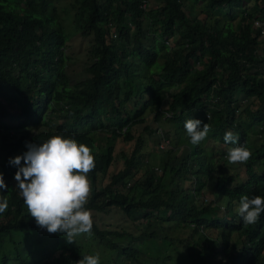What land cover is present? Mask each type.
<instances>
[{
    "label": "trees",
    "instance_id": "trees-1",
    "mask_svg": "<svg viewBox=\"0 0 264 264\" xmlns=\"http://www.w3.org/2000/svg\"><path fill=\"white\" fill-rule=\"evenodd\" d=\"M146 3H71L89 61L75 79L55 6L0 0V173L7 186L0 198L8 202L0 264H10L9 253L27 264L18 243L30 236L32 264H77L97 254L100 264H158L163 255L178 264H264V213L253 225L238 215L243 196L264 197V0ZM190 118L210 128L199 145L184 129ZM229 130L236 144L224 142ZM173 135L184 142L174 146ZM53 136L75 139L94 156L85 206L92 235L71 244L28 215L9 163L26 142ZM118 140L121 166L108 173ZM237 146L252 153L245 164L227 161ZM235 166L242 178L229 173Z\"/></svg>",
    "mask_w": 264,
    "mask_h": 264
},
{
    "label": "clouds",
    "instance_id": "clouds-1",
    "mask_svg": "<svg viewBox=\"0 0 264 264\" xmlns=\"http://www.w3.org/2000/svg\"><path fill=\"white\" fill-rule=\"evenodd\" d=\"M261 22L253 20L255 26H261ZM201 124L202 121L192 118L184 122L189 142L194 146L204 141L210 131L206 123L202 127ZM223 140L226 144H236L238 136L229 130L225 132ZM159 146L162 147L161 144ZM25 147L27 151L10 158L9 163L17 167L14 180L28 215L49 234H63L69 244L77 236L92 235V214L85 207L91 192L87 177L95 168L90 148L62 136H53L41 144L26 142ZM251 155L246 147L237 146L229 148L226 158L229 164H245ZM240 168L242 178L243 167ZM6 187L0 173V190ZM235 207L238 208L237 205ZM7 210V200L0 198V214ZM262 213L264 197L241 198L238 215L243 223L256 224ZM77 264H100L99 255H86Z\"/></svg>",
    "mask_w": 264,
    "mask_h": 264
},
{
    "label": "rangeland",
    "instance_id": "rangeland-1",
    "mask_svg": "<svg viewBox=\"0 0 264 264\" xmlns=\"http://www.w3.org/2000/svg\"><path fill=\"white\" fill-rule=\"evenodd\" d=\"M51 2V4H53L55 6V10L59 13V19L61 20V24L63 26V30L65 33L69 34V39H68V43H67V48H66V53L68 56H66V70L67 72L73 76L75 79L80 78L81 75V70L84 68V65H88L89 61L87 60V55H86V49H87V41L86 39L82 38L78 32H76L74 30V28L72 27L73 22L72 21V8H71V3L74 2V0H49ZM156 3V0H148V3H146V6H148V4L151 7H154V4ZM65 9L67 10L66 14H63L62 10ZM63 15V16H61ZM262 47L259 48L258 52H261ZM163 60L162 58L159 59V61ZM137 76L141 79L144 78L142 77V75L137 74ZM147 115V114H144ZM60 120H56L53 122V124L55 123H59ZM160 128H165L166 127L164 125H161ZM163 133V131H161ZM174 138V140H176L175 135L172 136ZM252 140V144H256L257 140L256 137L251 136L250 138ZM133 141V140H132ZM131 142V148H132V144L133 142ZM184 142L183 139H181V141H179V139L176 140V144H174V146L178 147L179 145H181ZM120 146V140H118L117 142H115L114 144V151H113V155L115 157H113L114 160H112V163L109 165L107 171L108 173H110L113 170H117L120 166H121V161L118 155V146ZM130 146V143H125L123 144L121 147L128 149ZM160 147V146H159ZM152 149V148H151ZM146 149H142V153L146 152ZM21 155V153L19 154ZM148 159V158H147ZM229 173L234 174L237 173L238 174V178H240L242 176V168L235 166L234 171L232 172L231 170H228ZM204 196H210V192L208 190V188H206ZM223 204V203H220ZM220 210H223V207H220ZM222 213V212H221ZM155 218L152 217V221L151 222H155ZM171 228H173V224L170 225ZM35 237L36 236H30V237H25L22 238V240L18 243V249H19V253L21 254V256L23 257V259L25 260V262L27 264H32V261L36 258V254H35ZM79 239H87L86 235H80L78 236ZM47 242H51V239H48ZM91 246V245H90ZM94 247V246H92ZM167 255H163V259L159 260L161 262H156L158 264H178L177 259L176 258H172L166 257ZM9 258H10V264H18V260L17 259H13L14 256L12 253H9ZM144 260V259H143Z\"/></svg>",
    "mask_w": 264,
    "mask_h": 264
},
{
    "label": "built area",
    "instance_id": "built-area-1",
    "mask_svg": "<svg viewBox=\"0 0 264 264\" xmlns=\"http://www.w3.org/2000/svg\"><path fill=\"white\" fill-rule=\"evenodd\" d=\"M261 33H263V30H261Z\"/></svg>",
    "mask_w": 264,
    "mask_h": 264
}]
</instances>
